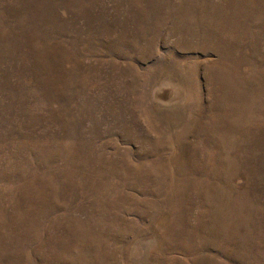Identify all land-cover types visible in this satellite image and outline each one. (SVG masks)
Here are the masks:
<instances>
[{
	"label": "rangeland",
	"instance_id": "obj_1",
	"mask_svg": "<svg viewBox=\"0 0 264 264\" xmlns=\"http://www.w3.org/2000/svg\"><path fill=\"white\" fill-rule=\"evenodd\" d=\"M0 264H264V0H0Z\"/></svg>",
	"mask_w": 264,
	"mask_h": 264
}]
</instances>
